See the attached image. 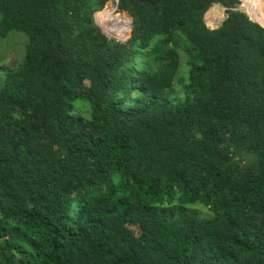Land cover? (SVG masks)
Instances as JSON below:
<instances>
[{
  "label": "trees",
  "instance_id": "trees-1",
  "mask_svg": "<svg viewBox=\"0 0 264 264\" xmlns=\"http://www.w3.org/2000/svg\"><path fill=\"white\" fill-rule=\"evenodd\" d=\"M114 3L0 0V264H264V25Z\"/></svg>",
  "mask_w": 264,
  "mask_h": 264
},
{
  "label": "rangeland",
  "instance_id": "rangeland-1",
  "mask_svg": "<svg viewBox=\"0 0 264 264\" xmlns=\"http://www.w3.org/2000/svg\"><path fill=\"white\" fill-rule=\"evenodd\" d=\"M116 2V0H114ZM110 4V3H109ZM116 3H114L113 7L115 6ZM238 8L243 10L244 12H246V14L249 16L250 19L256 21L251 14H249V10L253 11V12H262L263 13V17H264V0H239V4H238ZM116 9V8H114ZM102 9H98L96 11H94L93 13V18L95 20V22L97 23V21L102 25V27L100 26V28L102 29V31L109 37H113L116 39H120L123 40L126 37H128L129 33H130V29H131V25L129 23V21L126 19V24H128L129 27V31L128 34L126 36H116L115 34L118 32V29L115 27L110 26L109 22H110V17H111V12H112V8H108L105 9L103 11H101ZM116 13V12H115ZM225 17V12H224V8L222 6H220L219 4H213L212 6H210L208 8V10L204 13V21L206 23V25L210 28H214L216 27L220 21ZM97 19V21H96ZM257 22V21H256ZM262 22V23H261ZM260 25H264V18L263 20H260V22H258ZM18 48V46H16V49ZM5 64L6 65H10L15 59L16 57H18V54L15 52V50L13 49H7V51L5 52Z\"/></svg>",
  "mask_w": 264,
  "mask_h": 264
},
{
  "label": "bare ground",
  "instance_id": "bare-ground-1",
  "mask_svg": "<svg viewBox=\"0 0 264 264\" xmlns=\"http://www.w3.org/2000/svg\"><path fill=\"white\" fill-rule=\"evenodd\" d=\"M112 11H113V9H112ZM249 14H251V16L257 21V22H260V20H263V13L262 12H253L252 10L250 11L249 10ZM262 23V22H261Z\"/></svg>",
  "mask_w": 264,
  "mask_h": 264
},
{
  "label": "water",
  "instance_id": "water-1",
  "mask_svg": "<svg viewBox=\"0 0 264 264\" xmlns=\"http://www.w3.org/2000/svg\"><path fill=\"white\" fill-rule=\"evenodd\" d=\"M116 3V2H115Z\"/></svg>",
  "mask_w": 264,
  "mask_h": 264
}]
</instances>
